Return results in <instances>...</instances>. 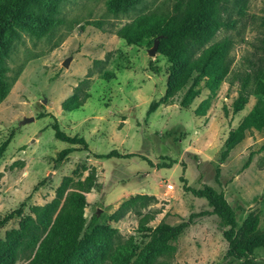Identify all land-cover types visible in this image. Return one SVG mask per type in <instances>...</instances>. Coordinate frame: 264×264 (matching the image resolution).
<instances>
[{
    "label": "rangeland",
    "instance_id": "1",
    "mask_svg": "<svg viewBox=\"0 0 264 264\" xmlns=\"http://www.w3.org/2000/svg\"><path fill=\"white\" fill-rule=\"evenodd\" d=\"M172 1L142 0L127 14L112 16L105 0H62V23L50 35L35 39L21 34L14 42L6 66L15 80L0 102V143L13 134L0 157V220L13 210L28 214L30 206L50 202L63 177L82 181L93 170L95 186L84 195L85 225L91 226L95 216V223L114 228V244L128 238L146 241L138 232L142 218L151 228L187 223L172 243L173 264H264V247L253 249L244 261L228 257L218 218L210 214L204 199L183 189L209 186L221 192L235 210L237 230L256 215L258 231L264 232V132H247L219 161L228 131L258 98L264 101V96H249L241 112H230L239 79L257 52L264 0H221L229 27L220 29L208 44L228 37L232 64L204 116L195 117L193 110L207 96L206 90L185 109L174 103L146 116L149 103L163 95L167 63L158 54L148 56L152 46L126 45L113 32L139 15L169 12ZM92 21H101V29L87 25ZM105 73L114 78L103 80ZM76 87L80 98H88L77 110L63 112L61 103ZM38 114L49 115L36 119ZM50 116L63 133L81 138L87 150L73 146L77 151L55 163L56 153L69 146L53 138ZM23 118L33 121L20 125ZM110 152L134 156L95 158ZM249 155L250 163L243 169ZM135 195L152 200L145 205L138 201L119 219H109ZM17 221L14 217L0 226V238Z\"/></svg>",
    "mask_w": 264,
    "mask_h": 264
},
{
    "label": "trees",
    "instance_id": "2",
    "mask_svg": "<svg viewBox=\"0 0 264 264\" xmlns=\"http://www.w3.org/2000/svg\"><path fill=\"white\" fill-rule=\"evenodd\" d=\"M62 0H0V102L6 97L15 77L7 75L6 60L14 42L21 34L39 39L50 35L56 26L62 23L59 7ZM142 0H105L106 11L112 16L124 15L134 10ZM101 29V21L87 22ZM261 34L258 38L255 57L239 79L235 98L230 103L232 115L238 114L247 104L249 96H264V15L260 18ZM229 24L223 20L221 0H173L169 12L162 14L146 13L116 28L115 37L126 45L151 47L157 41L156 54L167 63L165 88L161 98L152 100L145 113H153L159 106L174 103L187 108L196 99L201 90L207 96L193 110L195 117L205 115L210 101L220 84L230 74L231 40L223 37L208 44L216 33ZM208 44V45H207ZM103 80L114 78L112 73L102 75ZM76 87L71 96L61 103L63 112H72L81 107L88 95L78 96ZM226 114L227 110L223 108ZM49 114H38L36 119ZM49 128L53 138L68 144L58 151L54 162L59 163L80 146H87L78 136L63 133L50 116ZM264 132V101L257 99L247 114L230 129L223 141V150L219 161L222 163L228 153L239 144L247 132ZM13 134L0 143V157L10 143ZM119 156L116 152L97 155L95 158L131 157ZM250 155L242 165L246 169ZM161 166L157 168H169ZM217 171V170H216ZM218 173V172H217ZM95 186L94 171L82 180L75 181L63 177L54 191V198L42 206H30L28 214L13 210L0 220V226L16 217V227L4 232L0 238V264H16L24 260L25 264H173V242L186 228L187 223L169 226L159 223L153 228L146 226V218L138 224V232L147 239L137 243L133 238L114 244L117 231L106 224L85 225L83 210L86 206L84 195ZM183 189L197 199H204L210 208V214L219 220L221 236L227 244L228 257L244 261L255 248L264 247V232L258 231L256 215L245 220L236 229L235 210L224 199L221 192L209 186L192 189L183 185ZM152 200L146 195H135L122 202L109 216L117 220L136 202L145 205ZM143 217V216H142ZM239 235V236H238Z\"/></svg>",
    "mask_w": 264,
    "mask_h": 264
},
{
    "label": "water",
    "instance_id": "3",
    "mask_svg": "<svg viewBox=\"0 0 264 264\" xmlns=\"http://www.w3.org/2000/svg\"><path fill=\"white\" fill-rule=\"evenodd\" d=\"M156 49H157V41L155 40V41L153 42V44H152V47H151L149 50H147V54H148V56H154V55L156 54ZM68 61H69V59L64 60V61L62 62V66H63V67H66ZM43 103H44V101H43ZM32 121H33L32 118H23V119L19 122V124H20V125H24V124L30 123V122H32ZM96 213L98 214V213H99V210H97Z\"/></svg>",
    "mask_w": 264,
    "mask_h": 264
},
{
    "label": "built area",
    "instance_id": "4",
    "mask_svg": "<svg viewBox=\"0 0 264 264\" xmlns=\"http://www.w3.org/2000/svg\"><path fill=\"white\" fill-rule=\"evenodd\" d=\"M170 187V186H169Z\"/></svg>",
    "mask_w": 264,
    "mask_h": 264
}]
</instances>
